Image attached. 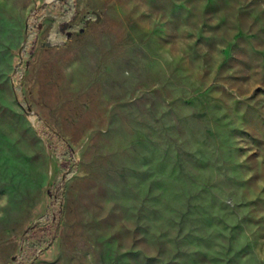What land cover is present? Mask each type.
<instances>
[{"label":"rangeland","instance_id":"1","mask_svg":"<svg viewBox=\"0 0 264 264\" xmlns=\"http://www.w3.org/2000/svg\"><path fill=\"white\" fill-rule=\"evenodd\" d=\"M0 264H264V0H0Z\"/></svg>","mask_w":264,"mask_h":264},{"label":"crops","instance_id":"2","mask_svg":"<svg viewBox=\"0 0 264 264\" xmlns=\"http://www.w3.org/2000/svg\"><path fill=\"white\" fill-rule=\"evenodd\" d=\"M43 155L44 163L43 169L40 170V180L37 181L30 180V178L27 179V172L16 173L12 176H9V178H7L8 180H6L8 185H11L12 188L16 189L15 191H17V197L8 199L7 202L18 201V209H23L25 212L24 214H26V212L29 214L25 215L27 219H29L33 210L43 206L44 200L46 199V184L49 183L53 176L54 163L52 157L49 153H47V151L44 152ZM96 179V175L86 171V167H84L81 162L77 163L75 170L65 180V185L63 188L62 224L66 223V221L69 219L68 215H76V211H78L79 207L85 205L83 195L85 191L84 188L81 187V184L84 183L90 185L92 182H97ZM22 223L24 222L22 221Z\"/></svg>","mask_w":264,"mask_h":264}]
</instances>
